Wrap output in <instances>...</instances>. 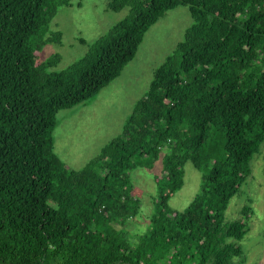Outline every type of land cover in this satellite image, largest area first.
<instances>
[{"label": "trees", "instance_id": "obj_1", "mask_svg": "<svg viewBox=\"0 0 264 264\" xmlns=\"http://www.w3.org/2000/svg\"><path fill=\"white\" fill-rule=\"evenodd\" d=\"M58 5L72 2L0 0V264H235L250 199L240 217L225 211L264 143V0H108L128 15L66 68L47 71L60 55L37 63L35 52L61 32L37 36ZM178 5L193 20L180 57L154 69L119 135L82 168L67 167L53 150L56 113L116 78ZM164 148L157 210L134 238L124 227L139 210L130 172ZM187 161L202 172L201 189L174 210Z\"/></svg>", "mask_w": 264, "mask_h": 264}, {"label": "rangeland", "instance_id": "obj_2", "mask_svg": "<svg viewBox=\"0 0 264 264\" xmlns=\"http://www.w3.org/2000/svg\"><path fill=\"white\" fill-rule=\"evenodd\" d=\"M71 2L72 5H58L47 28L37 36L42 39L54 31L61 32L60 41H47L35 52L37 63L48 60L54 54L60 55V60L47 67V71L66 68L87 51L93 40L129 13L127 6L120 10L108 8V0ZM192 21L187 5L167 10L149 27L134 58L116 78L90 99L56 113V124L52 130L53 150L65 165L82 168L99 154L104 144L120 134L136 100L147 91L154 69L173 53L180 57L176 46ZM37 38L36 41L39 40ZM165 152L164 148L156 160L141 159L130 172L132 193L139 200V210L124 227L134 238L146 230L149 218L157 210L156 176L162 171ZM263 163L264 143L260 153L251 161L252 174L242 185L244 192L235 194L225 211L227 220L240 217V209L247 203V198L250 199V229L240 240L243 254L234 257L235 264H264ZM183 168V185L168 201L169 207L174 210H183L200 191L203 181L202 172L191 161L185 162Z\"/></svg>", "mask_w": 264, "mask_h": 264}, {"label": "crops", "instance_id": "obj_3", "mask_svg": "<svg viewBox=\"0 0 264 264\" xmlns=\"http://www.w3.org/2000/svg\"><path fill=\"white\" fill-rule=\"evenodd\" d=\"M108 84H109V83H108ZM108 84H107V85H108ZM107 85H106V86H107ZM106 86H104V87H106ZM104 87H103V88H104ZM66 166H67V165H66ZM67 167H69V166H67Z\"/></svg>", "mask_w": 264, "mask_h": 264}]
</instances>
